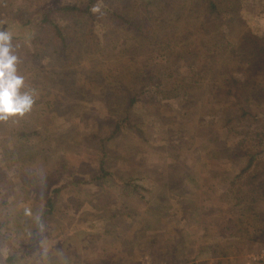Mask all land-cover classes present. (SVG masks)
<instances>
[{
    "label": "rangeland",
    "instance_id": "obj_1",
    "mask_svg": "<svg viewBox=\"0 0 264 264\" xmlns=\"http://www.w3.org/2000/svg\"><path fill=\"white\" fill-rule=\"evenodd\" d=\"M82 1L0 0V29L13 34L18 74L35 95L29 112L0 121V264H264V202L258 217L240 216L229 191L245 164L234 153L254 144L231 132L253 124L223 126L229 102L216 78L237 71L216 57L215 72L188 97L154 104L144 94L112 134L123 115L111 112L96 53L84 55L81 43L69 65L49 51L30 62L42 12ZM151 20L175 32L167 18ZM221 23L224 44L248 30L264 34V0H244ZM204 42L226 52L221 41ZM136 49L142 61L146 50Z\"/></svg>",
    "mask_w": 264,
    "mask_h": 264
},
{
    "label": "trees",
    "instance_id": "obj_2",
    "mask_svg": "<svg viewBox=\"0 0 264 264\" xmlns=\"http://www.w3.org/2000/svg\"><path fill=\"white\" fill-rule=\"evenodd\" d=\"M194 1L195 6L184 11L183 0H84L50 6L37 21L38 34L30 42V62L36 66L45 51H49L62 65H69L81 43L86 47L84 55L93 58L96 53L104 63L96 73L108 104L113 105L111 112L123 115L114 123L112 134H115L144 94L148 96L146 102L154 104L184 99L203 83L207 72H215L216 57L224 55L239 76L235 71L223 75L227 72L223 70L216 78L217 93L230 103H226L223 126L231 130L234 124L236 127L246 121L253 124V131L231 132L248 136L250 143L256 144L238 148V155L234 153L233 159L243 157L245 164L231 180L229 191L234 208L240 209L236 213L258 217L257 208L264 202V34L248 30L238 40L224 44L219 37L223 30L217 28L236 15L244 0ZM97 2L101 3L100 9L93 12ZM152 17L159 22L167 18L174 24L175 32L166 30L164 25L157 27ZM214 22L220 24L215 26ZM95 23L105 28L102 37L95 32ZM208 26L216 27L215 32L209 31ZM209 39L215 47L221 41V49L226 52L216 54L206 48L204 41ZM136 48L146 50L142 61L134 57ZM16 130L26 134L25 129ZM102 165L103 162V169ZM53 203L51 198L48 205ZM185 264L196 263L187 260Z\"/></svg>",
    "mask_w": 264,
    "mask_h": 264
},
{
    "label": "clouds",
    "instance_id": "obj_3",
    "mask_svg": "<svg viewBox=\"0 0 264 264\" xmlns=\"http://www.w3.org/2000/svg\"><path fill=\"white\" fill-rule=\"evenodd\" d=\"M12 41L13 34L0 29V121L24 115L35 103L34 91L25 87L24 76L18 74L19 59Z\"/></svg>",
    "mask_w": 264,
    "mask_h": 264
},
{
    "label": "crops",
    "instance_id": "obj_4",
    "mask_svg": "<svg viewBox=\"0 0 264 264\" xmlns=\"http://www.w3.org/2000/svg\"><path fill=\"white\" fill-rule=\"evenodd\" d=\"M184 262V261H183Z\"/></svg>",
    "mask_w": 264,
    "mask_h": 264
}]
</instances>
